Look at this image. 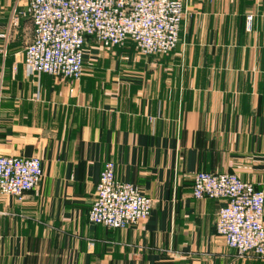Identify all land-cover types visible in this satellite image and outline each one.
I'll use <instances>...</instances> for the list:
<instances>
[{
	"label": "crops",
	"instance_id": "obj_1",
	"mask_svg": "<svg viewBox=\"0 0 264 264\" xmlns=\"http://www.w3.org/2000/svg\"><path fill=\"white\" fill-rule=\"evenodd\" d=\"M0 0V157H38L23 201L0 193V264H264L217 235L225 202L193 197L199 172L264 192V0H187L177 49L89 40L79 81L28 75L33 25ZM152 197L147 221H88L105 163Z\"/></svg>",
	"mask_w": 264,
	"mask_h": 264
},
{
	"label": "built area",
	"instance_id": "obj_2",
	"mask_svg": "<svg viewBox=\"0 0 264 264\" xmlns=\"http://www.w3.org/2000/svg\"><path fill=\"white\" fill-rule=\"evenodd\" d=\"M187 0H30L15 12L33 25L25 51L28 75L45 74L79 81L84 75L89 40L103 49L133 43L145 57L173 53L180 42ZM113 161L105 163L88 221L112 230L137 226L151 215L154 201L141 189L117 178ZM38 157H0V193L23 201L42 181ZM196 200L225 202L216 231L237 258L264 257V192L236 174L199 172L193 178Z\"/></svg>",
	"mask_w": 264,
	"mask_h": 264
}]
</instances>
